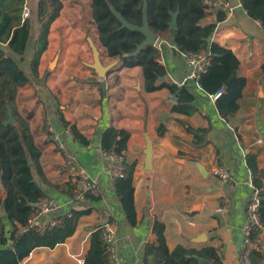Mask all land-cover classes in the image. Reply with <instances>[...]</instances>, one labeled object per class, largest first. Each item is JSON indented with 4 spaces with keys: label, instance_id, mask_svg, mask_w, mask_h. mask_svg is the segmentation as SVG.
<instances>
[{
    "label": "crops",
    "instance_id": "obj_1",
    "mask_svg": "<svg viewBox=\"0 0 264 264\" xmlns=\"http://www.w3.org/2000/svg\"><path fill=\"white\" fill-rule=\"evenodd\" d=\"M60 1L63 7L51 24L37 72L32 67L38 36L35 27L23 59L13 56L29 79L28 85L18 88L16 109L26 117L40 153V175L36 167L33 171L46 196L67 205L63 214L71 211L70 207H90L91 212L80 218L74 235L65 243L53 249L37 248L21 264H85L91 237L100 228L115 232L121 264H157L152 257L143 260L145 246L156 240L153 230L157 222L164 226L170 251L179 246L198 251L211 247L218 256V261L211 264H240L246 202L256 191L264 196L262 23L248 15L240 0H228L234 11L232 15L225 11L226 19L217 24L212 35V42L231 50L239 59L237 74L245 79L239 108L225 119L217 109V99L187 79L190 68L173 45L163 43L157 49L166 76L159 80L156 91L148 92L141 67H124L119 59H109L102 52L91 14H85L86 4L91 5V1ZM215 21L206 16L202 22ZM166 37H159L155 44L158 46ZM91 41L98 46L104 65L118 62L105 78L89 68L93 63ZM1 46L8 48L6 44ZM166 83L183 84L193 92L192 114L173 111L175 100L170 99ZM159 127L164 129L163 135H159ZM50 128L76 157L75 164H65ZM72 128L87 144L74 137ZM111 128L129 133L125 155L137 161L133 175L135 226L126 221L108 174L109 161L103 156L102 136ZM146 137L153 143L150 171L144 167ZM249 156L256 164V173L248 164ZM220 168L231 172L239 183L236 188L220 179L216 173ZM79 172L98 182V192L71 205ZM7 193L3 188L0 198L4 200ZM219 208L227 213H219ZM0 213L9 238L12 225L3 207ZM202 234L207 236L205 243L193 242ZM260 240L264 256V228ZM252 260L264 264V258L253 256Z\"/></svg>",
    "mask_w": 264,
    "mask_h": 264
},
{
    "label": "trees",
    "instance_id": "obj_2",
    "mask_svg": "<svg viewBox=\"0 0 264 264\" xmlns=\"http://www.w3.org/2000/svg\"><path fill=\"white\" fill-rule=\"evenodd\" d=\"M91 16L96 26L99 47L104 49L109 59H119L124 67H141L145 78L146 90L154 92L157 83L166 76V70L158 62L159 51L153 46L143 50L138 56L123 57L133 53L145 37L137 31L121 28L111 6L133 25H142L144 0H90ZM27 0H0V44H6L7 49L0 47V192L8 190L7 197L0 198V210L3 207L6 218L12 225L9 238L5 233L4 219L0 213V264H21L37 248H55L72 237L81 217L91 212L90 207L74 208L59 217L60 224L39 233L28 228V220L35 210L34 204L47 197L39 186L33 168H37L40 157L38 148L30 128L16 109L18 88L29 84V79L19 66L18 56L23 59L26 53L31 30L38 32L35 50L32 58L33 72H37L41 55L48 45V34L51 24L59 17L62 10L60 0H36L35 8L31 9V18L23 19L22 12ZM242 7L255 21L264 26V0H240ZM148 19L151 29L172 40V45L178 53L209 52L210 64L206 72L201 74L198 83L209 95L221 94L216 101L220 115L229 119L238 110V101L242 97L245 79L237 74L240 65L234 53L216 42H209L216 30L217 24L226 19L225 10L218 12L215 22L203 24L207 13L202 0H147ZM178 30L170 31L168 23L170 12H177ZM34 17V18H32ZM34 19L37 25L34 26ZM169 93H175L177 99L173 111L192 114L194 94L187 87L164 84ZM8 107H11L15 124L5 125L8 119ZM72 134L80 142L87 144L83 136L72 128ZM159 135L164 129L158 128ZM129 133L124 130H107L102 136L103 151L118 154L124 164L123 178L115 183V192L122 206L126 221L135 226L136 211L134 205L133 175L137 165L136 160H128L125 155ZM250 168L256 173V164L251 156L248 158ZM37 174L40 171L37 168ZM92 198V195H87ZM86 198V199H87ZM261 218L264 228V196L261 204ZM155 242L145 246L143 260L150 257L157 264H198L195 256L206 258L213 263L218 261L214 248L207 247L200 251L182 246L170 251L167 247L164 226L155 223ZM103 229L95 231L91 237V246L85 258V264H112L105 252L102 239ZM259 232L255 233V236ZM253 256L264 258L263 253ZM211 263V262H210Z\"/></svg>",
    "mask_w": 264,
    "mask_h": 264
},
{
    "label": "built area",
    "instance_id": "obj_3",
    "mask_svg": "<svg viewBox=\"0 0 264 264\" xmlns=\"http://www.w3.org/2000/svg\"><path fill=\"white\" fill-rule=\"evenodd\" d=\"M204 10L207 13V16L217 19L218 10L224 9L229 15H232L234 7L228 0H202ZM31 15L30 9L25 6L23 9V19L29 18ZM264 27V26H263ZM166 40H162L161 43L154 47L160 50L161 44H166ZM183 62L190 68L187 79L192 80L199 87L198 83L201 74L206 72L207 67L210 64V53L209 52H182L179 53ZM182 87L183 84L177 85ZM221 94L214 96V99H217ZM170 99L176 100L177 96L175 93L169 94ZM52 133L53 140L57 143L59 150L63 156L65 164L71 166L75 164L76 157L69 153L60 140L59 136L53 133L52 128H50ZM262 140H258V144H262ZM103 156L109 161L108 174L113 183L118 179L123 178L124 175V164L122 163V158L115 153H109L103 151ZM221 180L228 182L232 188L238 186L237 180L233 177L231 172L227 169L220 168L216 172ZM98 192V182L89 177L84 172H79L77 174V180L75 183V190L71 205L76 202L85 201L87 195H97ZM263 196L260 192L256 191L251 194L246 202L245 206V219L242 225V239L241 246L238 253V261L240 264H254L252 257L254 253L261 252V232L263 229L262 218H261V204ZM66 204L61 203L60 201L52 198L45 197L39 203L35 210L32 212L28 220V228L33 229L39 233L45 232L47 229L55 227L60 224L59 214H63L64 207ZM71 210L73 209L70 207ZM219 213H227L225 208H219L217 210ZM56 216L52 218L51 216ZM259 232L255 236V233ZM102 239L105 246V252L108 255L112 264H121L119 259V250H118V239L115 232L106 228L103 230ZM82 263V260H79Z\"/></svg>",
    "mask_w": 264,
    "mask_h": 264
},
{
    "label": "water",
    "instance_id": "obj_4",
    "mask_svg": "<svg viewBox=\"0 0 264 264\" xmlns=\"http://www.w3.org/2000/svg\"><path fill=\"white\" fill-rule=\"evenodd\" d=\"M111 10L113 14L115 15L116 19L120 22L121 28H126L131 31H137L144 35L145 40L139 44L136 48V50L131 54H124L123 57H135L138 56L143 50H145L148 47L154 46L157 40L159 39V34L155 33L149 24L148 19V4L147 0H144V6H143V13H142V25L136 26L128 22L119 12H117L112 6ZM178 15L179 10L177 12H170L171 20L168 23L169 30L170 31H177L178 30ZM209 42H211V38L208 39ZM169 45H172V40L168 39L167 42ZM90 47L93 54V63L89 65V68L92 69L95 74L99 78H105L107 74L118 64V62H113L108 65H104L102 60V54L98 48V46L95 44V42H90ZM15 119L12 114L11 107H8V119L4 123L5 125L8 124H14ZM145 160H144V167L146 171H150L152 169V158H153V143L149 137H146V148L144 150ZM200 170L203 172V168L199 166ZM35 207L38 206V203L34 204ZM207 241V236L205 234H202L201 236L193 239V242L196 243H205ZM264 251V246H263ZM195 258L198 260V264H211L209 260L195 256Z\"/></svg>",
    "mask_w": 264,
    "mask_h": 264
},
{
    "label": "rangeland",
    "instance_id": "obj_5",
    "mask_svg": "<svg viewBox=\"0 0 264 264\" xmlns=\"http://www.w3.org/2000/svg\"><path fill=\"white\" fill-rule=\"evenodd\" d=\"M27 2H29V6H27L29 9H36V8H35L36 0H27ZM89 7H90V11L87 10V9H89ZM85 9H86L85 14L89 16V12H90V14H91V12H92V10H91V5L87 3ZM30 18H31V16H30ZM32 18H34V17H32ZM91 18H92V16H91ZM33 23H34V25L36 26L37 21L34 19V22H33ZM164 35L167 36V34H164ZM100 48H101L102 52H104V49H103L102 47H100ZM103 56H104V55H103ZM107 61H110V60H107ZM108 64H109V63H107L106 65H108ZM110 64H111V62H110ZM22 117H23L24 119L26 118V117L23 116V115H22ZM15 123H16V122H14V124H15Z\"/></svg>",
    "mask_w": 264,
    "mask_h": 264
}]
</instances>
